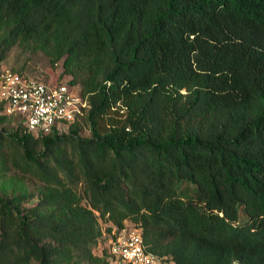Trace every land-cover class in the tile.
Listing matches in <instances>:
<instances>
[{
	"label": "trees",
	"instance_id": "trees-1",
	"mask_svg": "<svg viewBox=\"0 0 264 264\" xmlns=\"http://www.w3.org/2000/svg\"><path fill=\"white\" fill-rule=\"evenodd\" d=\"M17 45L91 107L34 133L0 101V264H116L127 221L173 264H264V0H0Z\"/></svg>",
	"mask_w": 264,
	"mask_h": 264
},
{
	"label": "built area",
	"instance_id": "built-area-1",
	"mask_svg": "<svg viewBox=\"0 0 264 264\" xmlns=\"http://www.w3.org/2000/svg\"><path fill=\"white\" fill-rule=\"evenodd\" d=\"M0 101L4 114L19 117L34 133H49L55 126L61 129L91 107L79 85L44 82L15 71L1 73ZM108 244L116 264H170L147 250L137 228L114 230Z\"/></svg>",
	"mask_w": 264,
	"mask_h": 264
},
{
	"label": "rangeland",
	"instance_id": "rangeland-1",
	"mask_svg": "<svg viewBox=\"0 0 264 264\" xmlns=\"http://www.w3.org/2000/svg\"><path fill=\"white\" fill-rule=\"evenodd\" d=\"M6 71H19L24 73L25 75L44 82H60L68 80V78L60 80L62 79L61 75L64 72L63 61L59 62L56 65H52L49 57L46 56L43 52H35L19 45L13 47L12 50L8 53L7 57L0 63V73H4ZM66 76L71 77L69 75ZM83 120V124H80L82 129L81 132L83 135L89 136L91 132L90 128L87 124H85ZM15 122L16 121H12L11 123H9V126L16 127L17 125L15 124ZM184 186L185 184L183 185V187ZM84 203H87L86 200H84ZM104 225L106 227L108 224ZM126 225L129 229L135 228L131 221H127ZM139 230L141 232V229ZM107 236L109 237L110 235ZM104 246L108 247V243H102V247ZM102 247H97L95 249V252L100 253Z\"/></svg>",
	"mask_w": 264,
	"mask_h": 264
}]
</instances>
